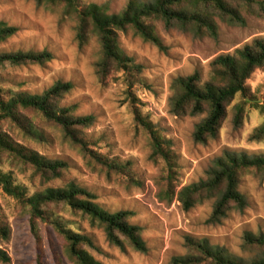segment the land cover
Segmentation results:
<instances>
[{
	"label": "rangeland",
	"instance_id": "374dc122",
	"mask_svg": "<svg viewBox=\"0 0 264 264\" xmlns=\"http://www.w3.org/2000/svg\"><path fill=\"white\" fill-rule=\"evenodd\" d=\"M130 0H80L89 4L108 5L111 13H121ZM152 2L154 0H140ZM245 26H232L217 20V38L198 37L190 31L166 29L157 24V34L164 49L145 43L132 32L120 34L123 52L143 66L141 74H118L103 85L97 75L101 44L92 37L84 48L76 40L77 22L63 16L58 6L39 7L35 0H0V21L19 27L20 31L0 44V54L48 50L54 59L45 66L5 67L0 70V87L6 100L13 94H42L58 82H71L73 90L61 106L73 107L75 116H93L95 122L85 131L91 149L116 160L128 169L108 171L85 158L80 149L65 138L62 130L41 116L27 112L20 126L9 120L0 122V132L7 133L17 144L50 160L68 163L61 179L43 184L29 165L10 154H0V170L11 174L16 185L28 195L48 188L76 184L96 196V202L109 213L132 212L129 221L142 228L147 252H138L126 244L111 245L104 231L68 210L61 217L80 225L95 241L91 254L103 264H174V259L189 254V240L207 242L224 249L246 263L262 259V250L247 246L251 233L264 235V170L249 169L241 173L239 191L246 197L243 211L232 210L221 222H211L214 201L198 205L190 212L183 210L175 198L164 196L172 186L181 188L208 179V173L225 154L264 157V142L251 141L255 130L264 123V115L252 105H245L244 122L236 126L235 107L249 101L238 95L228 109L219 136L206 143L194 138L204 115H177L170 99L172 84L199 72L202 81L211 77V64L221 55L264 38V19L243 13ZM251 96L264 103V71H257L248 82ZM138 110L153 124L171 154L172 170L163 158H153L150 134L136 122ZM0 219L10 226L11 236L0 243L10 262L0 264H74L64 252L52 226L40 223L39 237L30 227L28 211L0 187Z\"/></svg>",
	"mask_w": 264,
	"mask_h": 264
},
{
	"label": "trees",
	"instance_id": "16d2710c",
	"mask_svg": "<svg viewBox=\"0 0 264 264\" xmlns=\"http://www.w3.org/2000/svg\"><path fill=\"white\" fill-rule=\"evenodd\" d=\"M39 7L58 6L63 16L74 18L77 22L76 40L82 49L92 37H97L101 44V59L97 64V75L103 85L118 74H141L143 66L127 56L120 47V34L132 32L145 43L164 49L157 34V24L162 23L166 29L177 28L190 31L198 37L217 38L219 27L217 20L232 26H245L243 13L264 19V0H154L144 2L130 0L125 9L118 14L111 13L108 5L89 4L81 7L80 0H35ZM20 31L19 27L0 21V44L7 42ZM54 59L48 51H20L0 54V70L5 67L45 66ZM212 72L208 81L203 82L199 72L186 78H177L172 84L173 96L170 105L177 115H204L206 118L197 126L194 138L197 142L206 143L218 138L228 109L238 95L247 102L235 107L236 126L244 122L245 105H252L264 115V103L251 96L248 82L253 75L264 71V38L255 39L252 43L237 49L233 54L221 55L211 64ZM74 88L71 82H58L42 94H13L6 100L5 91L0 87V122L9 120L24 126L27 112L41 116L46 122L60 128L74 146L80 149L85 158L96 162L108 171L124 172L126 165L111 160L91 149L85 131L95 122L93 116H75L73 107L64 108L61 103ZM136 122L151 136L153 158H163L172 170L171 154L164 147V141L153 124L138 110L135 111ZM251 141L264 142V123L251 136ZM0 154H10L22 164L29 165L35 176L43 184L61 179L69 168L68 163L50 160L45 156L17 144L7 133L0 132ZM264 170V157L249 158L244 155L225 154L216 161L208 173V179L181 188L177 193L172 186L164 192L170 202L175 198L183 210L190 212L198 205L214 201L211 222H221L230 211H243L247 206L246 197L239 191L241 173L249 169ZM0 187L4 193L20 203L30 215V227L33 234L39 237L40 223L52 226L59 240L63 243L66 256L74 264H103L90 252L97 249L92 237L85 233L77 223L64 220L60 212L65 209L74 216L88 221L92 227L101 228L107 241L116 247L124 248L129 244L138 252H147L142 238V228L130 223L133 215L129 211L109 213L97 202L91 192L69 184L62 188H48L28 195L26 190L15 184L12 175L0 170ZM5 219H0V243L7 242L11 229ZM247 246L264 252V235L247 234ZM190 252L174 259V264H264V257L246 263L227 253L219 247L210 246L207 242L189 240ZM10 257L0 248V262H10Z\"/></svg>",
	"mask_w": 264,
	"mask_h": 264
}]
</instances>
